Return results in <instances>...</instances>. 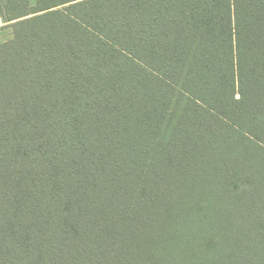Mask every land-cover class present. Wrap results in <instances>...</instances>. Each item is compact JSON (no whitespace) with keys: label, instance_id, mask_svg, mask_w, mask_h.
Returning <instances> with one entry per match:
<instances>
[{"label":"trees","instance_id":"1","mask_svg":"<svg viewBox=\"0 0 264 264\" xmlns=\"http://www.w3.org/2000/svg\"><path fill=\"white\" fill-rule=\"evenodd\" d=\"M86 4L0 0V264H264V0Z\"/></svg>","mask_w":264,"mask_h":264},{"label":"rangeland","instance_id":"2","mask_svg":"<svg viewBox=\"0 0 264 264\" xmlns=\"http://www.w3.org/2000/svg\"><path fill=\"white\" fill-rule=\"evenodd\" d=\"M86 8L90 10L89 20L93 32H101L110 28V13L108 5L110 0H84ZM31 6H34L36 0H29ZM38 15V14H37ZM35 15L23 16L18 18H11L0 10V47L7 41L13 39L14 32L23 28L26 22Z\"/></svg>","mask_w":264,"mask_h":264}]
</instances>
